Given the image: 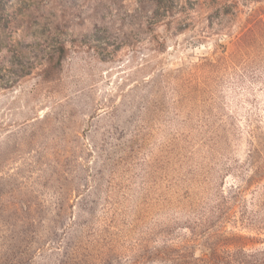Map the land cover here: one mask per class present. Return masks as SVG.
Segmentation results:
<instances>
[{
  "label": "rangeland",
  "instance_id": "obj_1",
  "mask_svg": "<svg viewBox=\"0 0 264 264\" xmlns=\"http://www.w3.org/2000/svg\"><path fill=\"white\" fill-rule=\"evenodd\" d=\"M0 264H264V0H0Z\"/></svg>",
  "mask_w": 264,
  "mask_h": 264
}]
</instances>
